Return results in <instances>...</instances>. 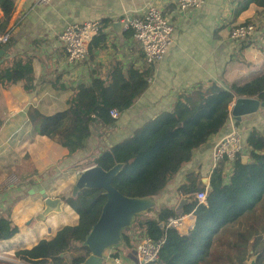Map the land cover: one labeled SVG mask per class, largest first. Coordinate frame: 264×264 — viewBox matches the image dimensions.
I'll return each mask as SVG.
<instances>
[{"label":"crops","instance_id":"0c3cea01","mask_svg":"<svg viewBox=\"0 0 264 264\" xmlns=\"http://www.w3.org/2000/svg\"><path fill=\"white\" fill-rule=\"evenodd\" d=\"M238 1L203 0L199 8L180 13L174 0H51L46 6L36 5V0H13L12 15L5 32L0 34V37L9 34L8 50L0 58V64L7 66L14 59H29L33 73L32 89L28 92L20 82L7 88L0 86V217L9 218L17 227L11 239L0 242L1 261L17 264L20 260L14 256L16 251L50 240L63 226L77 224V215L66 204L60 214L40 218L41 191L50 198L63 199L66 192L71 194L78 177L74 175L75 170L92 167L91 163L83 164L101 149L129 138L147 121L169 112L182 91L209 83L222 88L241 86L264 74V9L250 5L247 10L236 13ZM147 6L162 10L174 27L171 45L152 68L145 67L132 35L125 36L127 31L123 29L121 34L112 30L114 22L139 17ZM104 20L110 24L95 37L101 39L100 44L89 47L84 61L69 64L58 39L63 28ZM246 23L256 25L253 36L242 42L231 41L230 30ZM117 65L123 72L129 67L139 71L150 69V81L146 90L129 109L118 114L111 126L93 125L85 149L69 155L65 148L37 133L28 119L31 110L45 116L63 111L77 86L88 85L92 78L106 80ZM232 103L227 118L219 115L198 130L200 135L218 128L193 151L191 160L158 198L153 199L155 207H176L182 198L176 189L188 173L199 174L207 187L214 169L212 151L232 129L239 131L244 141L252 130L264 136V110L243 116L237 122L230 115ZM242 156L247 157V153ZM231 172L232 167L225 164L224 183L229 181ZM10 175L15 176L17 183L5 186ZM193 224L194 220L187 224L189 230ZM123 247L105 251L108 253L103 264H136L134 247L126 257L120 258L119 249ZM114 254H117L115 259L111 257ZM251 254L247 250L246 258Z\"/></svg>","mask_w":264,"mask_h":264},{"label":"trees","instance_id":"16d2710c","mask_svg":"<svg viewBox=\"0 0 264 264\" xmlns=\"http://www.w3.org/2000/svg\"><path fill=\"white\" fill-rule=\"evenodd\" d=\"M250 5L264 9V0H239L236 13L247 10ZM13 8V0H0V34L5 32ZM109 24L108 20L101 21L102 28ZM124 35L129 37L132 32ZM99 39L94 38L90 48L100 44ZM32 73L29 59H14L7 66L0 64V86L7 88L20 82L28 92L32 89ZM150 75V69L139 71L129 67L123 72L118 65L114 66L106 80L92 78L88 85L77 86L63 111L45 116L31 110L28 119L40 136L74 155L85 149L93 125L106 127L114 123L110 110L120 114L133 105L146 90ZM263 88L264 74L241 86L222 88L209 83L182 91L169 112L147 121L129 138L101 149L88 163L104 171L122 164L121 171L111 182L113 188L128 198L156 199L191 160L193 151L218 128L200 135L198 130L219 115L227 118L228 107L236 98L264 102ZM244 144L248 162L242 163V155H238L227 183L223 175L225 164L221 162L212 170L207 187L194 172L186 174L184 182L177 187L179 197L191 200L183 207L182 215L194 217L193 227L186 234L160 227L168 218L175 217L173 208L159 206L134 217V230H140L154 242L162 241L155 264H221V258L215 254L218 248H224L223 258L227 264L233 262L232 259L235 264H244L247 250L257 257L258 264H264V136L252 130ZM199 192L206 194L204 203L194 198ZM63 200L77 215V224L61 227L53 238L41 240L30 249L16 251V258L26 264L84 262L89 253L82 242L97 221L105 197L101 190H83L75 198ZM149 213L153 216L148 217ZM131 229L122 233L121 246L131 248V233H134ZM16 233L17 227L11 220L0 217V242L11 239ZM111 257L115 259L117 254ZM0 264L8 263L0 260Z\"/></svg>","mask_w":264,"mask_h":264},{"label":"built area","instance_id":"2783aa9c","mask_svg":"<svg viewBox=\"0 0 264 264\" xmlns=\"http://www.w3.org/2000/svg\"><path fill=\"white\" fill-rule=\"evenodd\" d=\"M51 0H36V5L46 6ZM203 0H174L175 8L180 13L199 8ZM124 31H131L132 36L138 44L142 53L143 62L146 68H152L160 62L171 45L174 27L170 20L165 17L162 10L154 6H147L139 17L124 18L120 21ZM102 25L98 21L69 24L59 34L58 39L62 46L66 61L69 64H77L87 58L89 47L93 39L98 36ZM256 25L246 23L232 28L229 32L231 41H246L255 33ZM9 41V34L0 37V48ZM150 78L147 79V82ZM264 93V88H263ZM112 119H117L118 113L112 109L109 111ZM246 152L244 139L239 131L232 129L224 138L216 144L212 151V163L215 167L221 162L232 166L238 155ZM17 179L10 175L4 182L5 186L15 185ZM205 192L196 193L194 198L198 203H204ZM194 220L192 214L180 215L168 218L162 227L170 228L183 234L188 231L187 224ZM161 227V228H162ZM191 228V227H190ZM188 229V230H187ZM137 244L133 250L136 264H155L158 259V252L162 241L154 242L140 232ZM17 264H26L18 261Z\"/></svg>","mask_w":264,"mask_h":264},{"label":"water","instance_id":"95a60500","mask_svg":"<svg viewBox=\"0 0 264 264\" xmlns=\"http://www.w3.org/2000/svg\"><path fill=\"white\" fill-rule=\"evenodd\" d=\"M121 29L119 22L112 24V30L115 33L121 34ZM7 50L8 45H3L0 48V58L5 56ZM230 109L231 117L239 122L243 116L254 114L260 109L264 110V102L255 98H237L233 101ZM246 160V156L241 157L242 163H245ZM121 169L122 164H116L108 171L97 166L86 168L81 171L72 186L70 194L72 198L80 195L83 190H101L105 197L97 221L92 225L82 242V246L86 247L89 253L82 264H103L105 251L117 249L122 245V233L129 232L134 217L144 215L156 206L155 201L151 198H128L113 188L111 182ZM40 196L43 200L40 218L61 213L65 205L62 198H50L43 191L40 192ZM189 203H191L190 199L181 198L174 208V215H182L183 207ZM254 259L255 257H251L249 264H255Z\"/></svg>","mask_w":264,"mask_h":264},{"label":"rangeland","instance_id":"374dc122","mask_svg":"<svg viewBox=\"0 0 264 264\" xmlns=\"http://www.w3.org/2000/svg\"><path fill=\"white\" fill-rule=\"evenodd\" d=\"M83 165H89L88 164V162H86L85 164H83ZM81 169V168H80ZM80 169H77V170H75L76 172H75V176L77 177L80 173H81V171L82 170H80ZM78 171V172H77ZM78 173V174H77ZM68 197H70V194L68 193V192H66L65 193V196H64V198H68ZM148 217H152L153 216V213H149L148 215H147ZM133 224H134V221H133ZM132 224V225H133ZM130 228H132L131 229V231L132 232H134L133 233V235H132V239H131V242H132V246H131V248H135V243H136V241H137V238H139V234H140V230H134L133 228H135V226L133 225V227L131 226ZM130 230V229H129ZM223 242V239L222 240H220V243H219V246H220V244ZM120 248V247H119ZM133 248V249H134ZM224 248H218V252L217 251H215V254L218 256V257H220L221 258V264H227L226 263V260L223 258V257H225V255H224ZM129 251H130V248H127V247H123V248H121V249H119V255H120V258H124V257H126L127 255H128V253H129ZM107 253L108 252H105L104 253V258H106L107 257ZM252 255V254H251ZM212 256H215V255H212ZM227 257L228 256H230V255H226ZM232 261L233 262H231L230 264H235V262H234V259H232ZM244 264H249V259L248 258H246V260H245V262H244Z\"/></svg>","mask_w":264,"mask_h":264},{"label":"flooded vegetation","instance_id":"af4514ba","mask_svg":"<svg viewBox=\"0 0 264 264\" xmlns=\"http://www.w3.org/2000/svg\"><path fill=\"white\" fill-rule=\"evenodd\" d=\"M251 257H255V256H251ZM251 257L249 258V263L251 262ZM258 262H259V261H258L257 257H255V259H254V263H255V264H258Z\"/></svg>","mask_w":264,"mask_h":264}]
</instances>
